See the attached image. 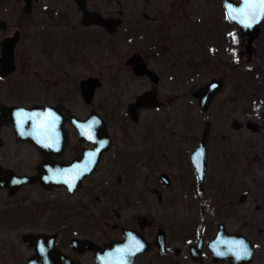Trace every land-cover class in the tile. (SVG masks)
I'll return each instance as SVG.
<instances>
[{"label": "rangeland", "instance_id": "obj_1", "mask_svg": "<svg viewBox=\"0 0 264 264\" xmlns=\"http://www.w3.org/2000/svg\"><path fill=\"white\" fill-rule=\"evenodd\" d=\"M87 1L90 10L105 16L119 17L122 11L121 18H139L143 12L154 16L161 11L172 24L177 15L170 17L169 5L174 2L177 9L183 2L185 17L179 24L184 29L180 37L173 36L181 44L176 48L177 41L173 42L171 51L173 61L178 59L175 52L184 48L185 64L178 62L173 80L158 86L164 102L138 112V120L133 122L127 107L148 85L134 78L124 65L129 46L118 45V37L109 38L107 44L94 45L89 51L85 48V59L70 46L75 49L74 62L67 68H72L76 78L91 75L104 85L95 89L90 104L83 101L79 85H58L60 94L71 93L63 105L83 119L95 111L106 123L111 145L74 193L64 186L45 189L34 182L11 193L7 186L0 187V264H27L33 256V246L21 239L23 233L55 232L59 249L69 255L71 237L100 242L141 215L153 224L175 221L182 236L201 232L213 237L216 225L222 222L228 233H240L251 241L254 257L249 264H264V21L248 59L247 54L239 56L243 38L237 26L226 20L221 0ZM44 2H56L64 12L65 22L74 29L71 37L80 34L76 29L81 26L77 21L81 12L74 0ZM199 46L200 56L196 53ZM166 60L167 56H156L153 61L158 67ZM213 78H221L224 84L209 109L202 112L193 93ZM50 97L45 91L44 98ZM233 119L240 122V128L232 127ZM247 120L257 123L259 131H250ZM206 123H210V132L206 172L200 184L190 154ZM72 127L64 125L70 144L54 157L64 163L80 155L84 145ZM8 136L0 154V177L6 178L9 168L17 175L36 177L32 149L16 145L11 132ZM162 173L171 180L169 185L158 180Z\"/></svg>", "mask_w": 264, "mask_h": 264}, {"label": "flooded vegetation", "instance_id": "obj_2", "mask_svg": "<svg viewBox=\"0 0 264 264\" xmlns=\"http://www.w3.org/2000/svg\"><path fill=\"white\" fill-rule=\"evenodd\" d=\"M233 1L239 2V0ZM87 2L85 0L86 7L90 10ZM175 4L174 2L170 3L167 13L173 18L177 15L175 20H173L176 24L170 23L168 17L163 18L164 14L161 11H157L154 16H149L143 12L142 17L139 18H121L123 12L119 11L120 16L117 18H119L120 23L114 33H109L100 24H83L80 18L77 21H79L81 26L76 29L79 31L77 34H80L71 37L70 35H73L72 31L74 29H72L71 24L65 22L64 12L60 11L56 2H44V0H0V154L8 143V132H11L12 136L10 137L13 142L18 146L26 145L32 149L30 159H35V162L33 161L31 164L36 171V177L26 173L23 175L31 176L32 181L30 183H37L45 189L56 186L44 187L40 179L41 172L39 169H44L49 164L52 165L51 162H62L54 157L63 153L70 144L71 138L67 137V142L62 147V152H52L48 161L43 153L42 146L35 144L32 140H24L17 133L14 129L13 120L18 110L25 111L24 108L29 109L35 106H38L37 120L40 121L44 120L45 106L52 107L54 113L62 114L65 117L64 125L69 123L71 127L73 126L69 120L71 116L83 120L82 117L74 115L69 108L63 105L68 103L71 93L60 94L58 90V85H79L83 101L87 104L91 103L86 102L83 98L80 85L85 79L93 76L86 75L76 78V75L72 73V68H67V65L72 66L74 62L73 53L75 49L70 50V46L76 48L78 50L76 53L81 54V58L85 59L82 55L85 48L89 51L94 45L107 44L109 38L118 37V45H128L130 48V52L124 56V65L134 78L145 82L144 85H148L135 97L134 102L138 101V98L145 93H151L153 102H158V105H161L164 99L160 97L158 86L164 80H173L175 76L173 68L179 66L178 62L185 64L183 59L184 48L175 52L174 55L178 59L172 61L171 48L173 42L177 41L176 48L181 44L178 42L180 39H173V36L180 37L184 26H180L179 22L185 17L183 2L178 3L177 9L173 8ZM196 10V20L199 21L200 8ZM79 11L81 12V10ZM174 29L175 33H173ZM244 45L245 39L243 38L241 48H244ZM87 51L86 53L89 55ZM241 51H244V49L239 51V55ZM62 53L64 55L63 61ZM196 53L200 56V46L197 48ZM243 55L246 54L244 53ZM243 55H240V57H243ZM133 56L134 59H130ZM156 56H167L168 60L157 67L153 61ZM196 66L199 67L200 63H197ZM197 70L195 72H198ZM96 85H104V83L99 79V83ZM45 91L52 94V97L45 99ZM42 93V99L33 98V95L41 96ZM146 108L148 107L142 106L138 112ZM92 111H90L89 115ZM72 128L76 133L77 139L80 142H84V145H81L80 155H73L70 161L81 156L84 149L93 148L91 141L80 139L78 130L74 127ZM86 145L88 148H84ZM74 149L75 152L78 151V148ZM1 168L2 166L0 165ZM12 172L10 168L6 171L8 176ZM158 180L164 183L160 177ZM196 181L198 183L197 179ZM168 182L165 185H169L171 180H168ZM28 185L27 183L22 187H27ZM242 195L245 196V194ZM128 202H131L130 198ZM164 220L158 224H153L151 219L141 215L121 224L116 234L110 235L103 241H94L85 236L80 239H89L102 248L105 244L118 242V248L105 252V256H111L112 259L109 263L104 264H231L228 260H216L214 258L212 250L208 247V242L215 235L211 237L199 232L196 235L182 236L178 234L175 221ZM219 225L224 227V224L219 222L216 225V233ZM42 234L55 235L56 247L59 249L57 233L43 232ZM125 235L133 236L131 243L125 242ZM22 241L32 246L29 241H24L23 239ZM138 244H142L143 247L141 250L136 251ZM70 247L72 253L69 256L75 264H82L83 262V264H95L96 254L93 250L78 252L71 245ZM205 248L208 249V253H206ZM30 258H28L27 264Z\"/></svg>", "mask_w": 264, "mask_h": 264}, {"label": "water", "instance_id": "obj_3", "mask_svg": "<svg viewBox=\"0 0 264 264\" xmlns=\"http://www.w3.org/2000/svg\"><path fill=\"white\" fill-rule=\"evenodd\" d=\"M78 9L82 12L81 21L83 24H100L105 27L109 33H114L116 27L119 25L120 21L117 17H106L101 15L97 11H90L86 7L85 0H74ZM222 5L226 17L228 16V9L232 7L233 9H239L242 7V0L239 3H235L232 0H222ZM236 12L233 11L232 15ZM229 22H234L237 24L242 38L246 40L244 51L240 52V55L244 53L247 54V58L253 53V42L258 37L260 33V24L264 21L261 20L259 23L254 24L251 28H246L236 20L227 18ZM130 59H134V56ZM99 83V79L96 77H90L85 79L80 85L81 93L86 102L90 103L94 98V92ZM224 82L221 78H213L205 83L204 86L197 89L193 96L197 99L198 106L202 112H206L216 95V93L222 88ZM215 85L216 87H211ZM158 102H153L151 93H145L138 101L130 103L127 107V114L133 122L138 120V110L142 106L151 107L158 105ZM23 110H18L15 113L13 125L14 129L24 140H32L35 144L42 146V150L47 160L49 161L52 152L61 153L62 147L65 146L67 142V134L63 126L65 123V117L62 114L54 113L52 107L45 106V113H52V116L56 119L53 121L50 117H44V120H37V110L38 106L33 108H24ZM27 110V111H26ZM22 112L29 116L34 115L33 119H24L23 128L26 133H31L30 135H21L20 129L17 123V113ZM54 113V115H53ZM264 115V114H263ZM71 124L78 130L80 139L89 140L93 143V148L84 149L83 154L79 157L74 158L68 163L64 162H51L52 165L45 166L44 169H39L41 172L40 179L44 187L64 186L69 193H73L79 186L81 180L91 174L97 164L100 161L101 155L104 151L108 150L111 145V138L107 132V126L105 121L95 112L92 111L91 114L86 119H79L77 117H70ZM96 120L97 124L93 125L91 129L86 126L89 122ZM54 124V126H53ZM233 128H240V122L233 119L231 123ZM246 127L252 132L259 131V125L251 120H247ZM210 132V123H206L201 140L198 145L191 152V163L194 167L196 177L200 183L203 182L206 172V140ZM89 136L92 139H89ZM104 142V147H101V143ZM51 144V147L45 145ZM95 152L96 155L92 158L94 162H90L89 153ZM202 153V154H201ZM90 169V170H86ZM1 170V169H0ZM160 178L164 183L168 184V177L165 174H161ZM14 181H20L19 183H14ZM32 181L31 176L27 175H17L15 173H10L8 177H0V187L7 186L10 193L14 192L15 189L20 186L30 183ZM73 185L72 189L69 190V185ZM244 195H241L240 199H244ZM126 243H131L133 236L125 235ZM24 241H29L34 247L35 254L29 259L28 264H75L72 258L60 251L56 247L55 235L46 234H31L26 233L22 236ZM138 241H140L138 239ZM243 241L250 251L251 255L247 259L237 260L234 253L238 252L239 249L235 246ZM118 242H112V244H105L102 248L96 245L89 239H80L73 237L70 240V245L74 250L78 252L84 250H93L95 252V264L109 263L112 259L111 256H105V252L108 250L116 249ZM43 247L45 251L42 253L40 248ZM208 247L212 250L214 258L216 260H228L231 264H249L254 257V248L251 241L244 237L240 233H228L224 230L222 225H219L218 231L215 236L208 242ZM231 249V251H230ZM218 252H223L225 255H218Z\"/></svg>", "mask_w": 264, "mask_h": 264}, {"label": "snow or ice", "instance_id": "obj_4", "mask_svg": "<svg viewBox=\"0 0 264 264\" xmlns=\"http://www.w3.org/2000/svg\"><path fill=\"white\" fill-rule=\"evenodd\" d=\"M242 7L239 9H233L232 7H229L228 9V16L226 18H230L232 20H236L238 23L243 25L246 28H251L254 24L259 23L261 20H264V0H242ZM235 11L236 14L232 15V12ZM235 39V38H234ZM211 87H216L215 85H212ZM17 123L18 127L20 129L21 135H30L31 133H26L23 128V123L24 120H21L20 117H24V119H33L34 115L29 116L25 113L18 112L17 114ZM46 117H50L53 121L56 119L55 117L52 116V113L48 112L44 114ZM98 121L93 120L87 124V128L91 129L93 125L97 124ZM54 126V124H53ZM89 139H92L91 136H89ZM47 147H51V144L45 145ZM101 147H104V142L101 143ZM202 154V153H201ZM96 155L95 152L89 153V160L90 162H94L92 158ZM90 170V169H86ZM20 181H14V183H19ZM73 185H69V190H71ZM143 247L142 244H138L136 247V251L141 250ZM236 248L239 249L238 252H235V258L237 260L240 259H247L250 257L251 253L248 250L247 245L243 242L240 241L236 246ZM40 251L43 253L45 249L43 247L40 248ZM231 251V249H230ZM218 255H225L223 252H218Z\"/></svg>", "mask_w": 264, "mask_h": 264}, {"label": "trees", "instance_id": "obj_5", "mask_svg": "<svg viewBox=\"0 0 264 264\" xmlns=\"http://www.w3.org/2000/svg\"><path fill=\"white\" fill-rule=\"evenodd\" d=\"M203 211V210H202Z\"/></svg>", "mask_w": 264, "mask_h": 264}]
</instances>
